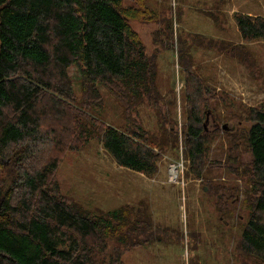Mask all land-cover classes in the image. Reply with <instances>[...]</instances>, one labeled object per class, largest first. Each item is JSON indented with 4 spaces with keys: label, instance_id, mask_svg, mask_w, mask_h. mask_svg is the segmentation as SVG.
Listing matches in <instances>:
<instances>
[{
    "label": "rangeland",
    "instance_id": "obj_1",
    "mask_svg": "<svg viewBox=\"0 0 264 264\" xmlns=\"http://www.w3.org/2000/svg\"><path fill=\"white\" fill-rule=\"evenodd\" d=\"M122 5L143 10L129 24L153 59L158 98L144 96L135 104L129 94L120 97L98 85L100 100L89 104L71 67L72 94L59 95L61 112L49 108L42 120L44 139L63 142L32 146L25 167L56 156L49 182L58 184L69 203L91 215L125 207L132 225L139 223L132 226L133 244L105 237V253L123 249V264H253L238 246L253 195L244 172L250 156L238 139L250 124L249 108L264 104V37L244 40L234 16L264 19V0H122ZM186 69L210 89L207 97L196 94ZM191 94L208 145L199 176L184 148ZM106 125L121 130L137 125L161 137L162 145L152 142L159 154L156 172L149 176L120 166L103 148ZM14 164L10 155L0 157V187L16 194L20 187L13 172L20 170L14 171ZM171 167L179 173L176 181ZM125 230L117 231L119 237Z\"/></svg>",
    "mask_w": 264,
    "mask_h": 264
},
{
    "label": "trees",
    "instance_id": "obj_2",
    "mask_svg": "<svg viewBox=\"0 0 264 264\" xmlns=\"http://www.w3.org/2000/svg\"><path fill=\"white\" fill-rule=\"evenodd\" d=\"M140 12L141 7H123L122 0H0V157L10 155L13 170H20L19 175L13 172L20 191L0 187V264H123V249L105 253V237L116 235L127 247L133 244L132 226L139 223L132 225L125 207L93 215L82 212L60 194L55 181L49 182L56 156L25 167L24 155L30 157L32 146L63 142L44 139L42 120L49 108L61 112L59 95L72 94L71 67L89 104L100 100L98 85L120 97L129 94L135 104L144 96L158 98L153 59L129 24ZM234 17L244 40L264 37L263 17ZM186 74L196 94L207 97L210 89L203 80L195 79L192 69ZM195 100L191 94L184 148L199 176L208 145ZM247 118L250 124L238 140L250 156L244 172L253 195L238 246L253 264H264V104L249 108ZM101 138L120 166L149 176L156 172L159 154L152 142L162 145L161 137L137 125L132 130L106 125ZM233 142L236 148L238 141ZM124 227L126 235L119 237L117 231Z\"/></svg>",
    "mask_w": 264,
    "mask_h": 264
},
{
    "label": "built area",
    "instance_id": "obj_3",
    "mask_svg": "<svg viewBox=\"0 0 264 264\" xmlns=\"http://www.w3.org/2000/svg\"><path fill=\"white\" fill-rule=\"evenodd\" d=\"M169 174H170L172 180L176 181V179H178L179 173H176L175 167H171V169L169 170Z\"/></svg>",
    "mask_w": 264,
    "mask_h": 264
},
{
    "label": "water",
    "instance_id": "obj_4",
    "mask_svg": "<svg viewBox=\"0 0 264 264\" xmlns=\"http://www.w3.org/2000/svg\"><path fill=\"white\" fill-rule=\"evenodd\" d=\"M206 121H208V118H207V113H206ZM222 128H223V129H225V130H227V129H228V128H227V126H226V124H223V125H222Z\"/></svg>",
    "mask_w": 264,
    "mask_h": 264
},
{
    "label": "bare ground",
    "instance_id": "obj_5",
    "mask_svg": "<svg viewBox=\"0 0 264 264\" xmlns=\"http://www.w3.org/2000/svg\"><path fill=\"white\" fill-rule=\"evenodd\" d=\"M173 170V169H172ZM174 171V170H173Z\"/></svg>",
    "mask_w": 264,
    "mask_h": 264
}]
</instances>
